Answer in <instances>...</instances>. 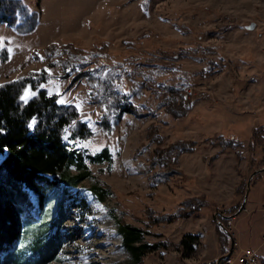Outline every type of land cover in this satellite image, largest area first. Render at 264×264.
<instances>
[{
    "label": "rangeland",
    "instance_id": "1",
    "mask_svg": "<svg viewBox=\"0 0 264 264\" xmlns=\"http://www.w3.org/2000/svg\"><path fill=\"white\" fill-rule=\"evenodd\" d=\"M26 2L40 21L31 34H18L0 24V41L10 51L9 61L0 63V84L34 70L59 75L60 68L34 58L38 52L40 60L47 59L44 48L55 44L71 53L97 55L92 67L104 72L107 67H134L139 80L154 76L153 88H166L165 95L174 85L182 90L183 101L177 107L189 110L182 117L168 114L158 104L162 96L145 85L132 100L150 115L125 114L113 134L107 135L97 126L100 112L84 81L69 85V79L60 78L43 85L62 104L78 107L95 134L89 144L96 151L107 148L113 160L89 164L93 177L77 188L42 187L43 206L26 189L31 206L19 207L22 235L11 257L1 264L33 263L35 241H45L56 232L62 247L48 264H131L117 230L120 218L143 229L146 243H161L143 257L142 264H206L218 259L216 225L223 226L218 217L230 216L224 214L229 210L236 215L232 229L231 221L226 229L238 241V250L247 248L252 238L241 232L251 220L256 230L264 232V172L242 206L250 176L264 168V132L253 134L264 125V0ZM210 70L216 74L210 75ZM151 125L159 127L164 148L183 140L196 143L193 153L180 156L178 172L156 185L150 178L153 172H145L156 148L148 136ZM218 135L234 139L235 145L224 148ZM94 177L112 192L105 202L91 190ZM244 183V195L236 193ZM192 197L208 198V203L191 216L161 219L175 214L181 202ZM189 232L200 239L196 252L183 259L180 242Z\"/></svg>",
    "mask_w": 264,
    "mask_h": 264
},
{
    "label": "trees",
    "instance_id": "2",
    "mask_svg": "<svg viewBox=\"0 0 264 264\" xmlns=\"http://www.w3.org/2000/svg\"><path fill=\"white\" fill-rule=\"evenodd\" d=\"M39 21L38 12L33 10L26 0H0V24L9 26L18 34L33 33ZM44 52L47 59L40 60L41 54L38 52H35L34 58L37 61L44 60L48 67L60 68L59 75L46 69L34 70L16 80L0 84V130H2L0 131V264L1 260L8 261L12 255L11 249L21 238L23 223L19 207L23 204L31 206L26 189L36 194L40 206H43L45 195L42 187L52 188L59 185L68 189L77 188L83 181L93 177L89 164L113 160L107 148L96 151L94 146L89 144L95 134L91 126L82 120L78 107L62 104L59 102V96L49 94L43 85L60 78L69 79V85L84 81L92 103L100 112L97 126L107 135L113 134L125 114H133L140 118L150 115V111L132 100V97L139 94L145 85L157 97L162 96L158 104L168 114L182 117L189 110L184 107L181 110L177 107L178 102L182 100L180 97L182 90L170 85L169 93L165 95L163 92L166 88H153L154 76H145L139 80L134 67L130 69L107 67V72H104L102 68L95 67L96 65L95 68L92 67V64L98 61L95 54L85 56L82 55L83 51L71 53L55 44L46 46ZM9 58L8 46L0 41V63H7ZM209 74L216 73L210 70ZM131 83L133 86L129 89ZM27 90H31L36 95L25 104L20 98ZM33 120L36 123L29 128ZM256 132H264V125H258L253 134ZM148 136L156 148L145 172H153L150 178L156 185L168 181L178 172L180 156L193 153L196 143L183 140L164 148L163 137L159 134L157 125H151ZM217 138L224 148L233 147L236 143L234 139L227 141L223 135H218ZM70 141L75 142L76 146H71ZM252 145L259 148L254 141ZM48 176H53L54 179H49ZM260 178L261 174L254 178L252 188ZM94 180L91 190L101 202H105L112 192L98 177H94ZM40 183L43 185H39ZM240 185L237 186L236 193L244 195L245 183L244 189ZM207 203L208 198H187L181 202L175 214L163 216L161 219L175 221L191 216ZM218 219L225 228L228 227L230 221L228 218L222 216ZM117 230L122 237V245L131 258V264H142L143 257L147 253L156 251L161 244L146 243V232L125 223L121 218L117 222ZM216 232L220 257H223L228 254L231 247L230 238L219 223L216 225ZM55 234L45 241L37 239L33 247L36 260L25 264H48L56 260L62 242L59 232ZM199 239V234L191 232L184 236L179 248L183 259L196 252ZM216 261L217 259H214L206 264H215ZM261 261L264 263L263 259ZM223 262L224 259L219 264Z\"/></svg>",
    "mask_w": 264,
    "mask_h": 264
},
{
    "label": "built area",
    "instance_id": "3",
    "mask_svg": "<svg viewBox=\"0 0 264 264\" xmlns=\"http://www.w3.org/2000/svg\"><path fill=\"white\" fill-rule=\"evenodd\" d=\"M233 210H229L224 214H230L232 216ZM232 222H230L229 228L232 229ZM238 241L235 239L234 241V251L232 254L227 257L222 264H264L261 262V258L259 253L255 249L251 248H242L238 250Z\"/></svg>",
    "mask_w": 264,
    "mask_h": 264
},
{
    "label": "crops",
    "instance_id": "4",
    "mask_svg": "<svg viewBox=\"0 0 264 264\" xmlns=\"http://www.w3.org/2000/svg\"><path fill=\"white\" fill-rule=\"evenodd\" d=\"M251 222L252 220L249 222L250 225H245L246 226L245 230H241V232L244 236H245L246 231L250 233V236L252 238L250 237L251 240L247 242V247L253 248V249L257 248L261 252L260 258L264 260V232H262L260 229L256 230L255 226L252 225Z\"/></svg>",
    "mask_w": 264,
    "mask_h": 264
},
{
    "label": "water",
    "instance_id": "5",
    "mask_svg": "<svg viewBox=\"0 0 264 264\" xmlns=\"http://www.w3.org/2000/svg\"><path fill=\"white\" fill-rule=\"evenodd\" d=\"M251 29L254 28V23L250 26ZM261 172H264V168L262 169H258L256 171L253 172V174L250 176L249 180H248V183H247V191L245 193V197H244V201H243V204L242 206H244L247 202V199H248V195H249V192H250V189H251V182H252V179L257 175V174H260ZM222 226V225H221ZM223 229L225 230V232L227 233L228 237L230 238L231 240V247H230V250L228 252L227 255L223 256V257H220L217 259L216 263L215 264H219L221 260L223 259H226L227 257H229L231 254H232V250H233V236L232 234L224 227L222 226Z\"/></svg>",
    "mask_w": 264,
    "mask_h": 264
},
{
    "label": "snow or ice",
    "instance_id": "6",
    "mask_svg": "<svg viewBox=\"0 0 264 264\" xmlns=\"http://www.w3.org/2000/svg\"><path fill=\"white\" fill-rule=\"evenodd\" d=\"M36 93L34 92H31V90H27L25 91L24 95L21 96V100L26 104L28 102V100L32 97V96H35ZM59 102H62V101H59ZM36 121L33 120L31 124H29V128H32L34 125H35ZM2 131V130H0Z\"/></svg>",
    "mask_w": 264,
    "mask_h": 264
},
{
    "label": "bare ground",
    "instance_id": "7",
    "mask_svg": "<svg viewBox=\"0 0 264 264\" xmlns=\"http://www.w3.org/2000/svg\"><path fill=\"white\" fill-rule=\"evenodd\" d=\"M95 218V217H94Z\"/></svg>",
    "mask_w": 264,
    "mask_h": 264
}]
</instances>
